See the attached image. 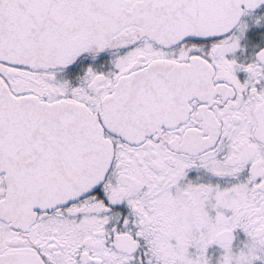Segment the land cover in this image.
<instances>
[{
  "label": "snow or ice",
  "instance_id": "snow-or-ice-1",
  "mask_svg": "<svg viewBox=\"0 0 264 264\" xmlns=\"http://www.w3.org/2000/svg\"><path fill=\"white\" fill-rule=\"evenodd\" d=\"M261 5L0 0V264H264Z\"/></svg>",
  "mask_w": 264,
  "mask_h": 264
},
{
  "label": "flooded vegetation",
  "instance_id": "flooded-vegetation-1",
  "mask_svg": "<svg viewBox=\"0 0 264 264\" xmlns=\"http://www.w3.org/2000/svg\"><path fill=\"white\" fill-rule=\"evenodd\" d=\"M264 17V5H261L255 10H250L249 13L243 15L240 19V23L246 24L247 28L240 39V48L232 54H228V58H235L238 63L247 64L256 59V53L260 49H264V20L257 23V19ZM233 31L238 33L237 29ZM111 57L108 52L101 53L100 56L93 60L91 57L87 61L82 58H78L74 65L68 68L57 71V78L64 80L68 79L73 86L79 84L78 76L83 75V70L91 64L96 71L109 72L113 70V65L110 62ZM243 77L244 73H239Z\"/></svg>",
  "mask_w": 264,
  "mask_h": 264
}]
</instances>
